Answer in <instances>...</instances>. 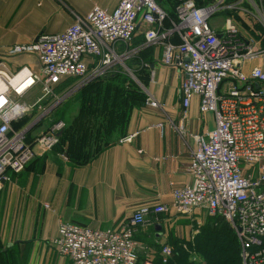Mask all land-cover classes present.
Returning <instances> with one entry per match:
<instances>
[{"label": "built area", "instance_id": "2783aa9c", "mask_svg": "<svg viewBox=\"0 0 264 264\" xmlns=\"http://www.w3.org/2000/svg\"><path fill=\"white\" fill-rule=\"evenodd\" d=\"M174 1L171 15L158 0H120L111 11L94 5L84 17L75 15L74 22L61 32L0 45V193L12 181L11 174L22 171L34 158L35 146L51 150L65 126L58 120L29 139L28 126L15 129L14 125L33 107L39 117L47 115L59 103L55 89L65 78L89 81L120 63L127 68L122 60L134 51L129 46L139 20L148 24L140 47L161 46V63L181 73L182 106L186 109L197 96L199 111L214 116V127L195 136L196 147L187 167L189 182L172 189L169 204L142 206L116 227L59 222L53 244L71 264H136L138 228L148 217L158 223L160 215L170 209L184 215L200 209L223 219L236 235L242 264H264V71L254 66L249 73L243 72V62L257 53L238 39L233 26L221 36L210 26L208 19L216 5ZM165 20L169 28L164 27ZM25 54L36 58L38 70L26 65L14 72L5 68L6 58ZM22 72L23 77L16 79ZM27 78L31 85L19 91ZM37 86L40 95L28 104L25 98ZM147 103L161 106L152 95ZM172 127L182 139L187 136L183 125ZM132 137L126 135L120 141L130 142ZM161 252L165 260L170 246L164 245Z\"/></svg>", "mask_w": 264, "mask_h": 264}, {"label": "crops", "instance_id": "0c3cea01", "mask_svg": "<svg viewBox=\"0 0 264 264\" xmlns=\"http://www.w3.org/2000/svg\"><path fill=\"white\" fill-rule=\"evenodd\" d=\"M119 2L0 0V45L6 47L30 42L40 33L61 32L74 22L75 15L84 17L94 5L111 11ZM158 3L169 14L173 13L171 1L158 0ZM199 5L217 6L208 19L217 34L221 36L228 26H233L238 39L256 51V57L243 62V72L249 73L254 66H261L264 71V0H206ZM169 26V21L165 20L164 27ZM147 27V23L139 20L130 46L141 51L153 72L148 90L164 104V110L144 108L134 111L126 134L118 138L121 140L133 134L131 141L118 140L110 144L84 165L71 164L64 155L54 152V148L43 151L35 146V156L25 171L11 174L12 181L17 178L1 202L4 204L0 264H71L53 244L60 221L91 228L116 227L142 206L158 202L169 204L172 189L189 182L187 167L191 150L196 147L195 136L214 127V116L199 111L197 96L186 109L182 106L179 93L181 73L175 67L161 63V46L140 47ZM172 40L178 42L175 36ZM24 65L34 70L39 67L32 55H17L5 61L9 72ZM75 115L69 112L54 119L51 114L43 119L37 116L28 126V135L32 139L44 132L46 128L40 133L31 129L44 120L48 121L49 128L58 120L67 124ZM173 124L185 127L187 136L184 139L172 127ZM21 174L25 177L24 182L20 179ZM201 212L208 216L200 209L190 215L170 209L160 215L161 221H165L160 230L155 227L162 223L151 222L148 217V222L135 234L138 244L136 264L150 263L161 249V246L154 249L145 238L150 239L148 234L152 229L158 242H164L168 234L166 223L197 217Z\"/></svg>", "mask_w": 264, "mask_h": 264}, {"label": "trees", "instance_id": "16d2710c", "mask_svg": "<svg viewBox=\"0 0 264 264\" xmlns=\"http://www.w3.org/2000/svg\"><path fill=\"white\" fill-rule=\"evenodd\" d=\"M169 1L174 8L175 1ZM204 2L200 0L197 4ZM65 79L56 86L58 91L71 81ZM124 79L122 68L118 67L102 77L91 80L81 89L80 94L84 100L81 99L80 110L59 132L58 143L53 147L54 152L64 155L71 164L84 165L97 153L117 141L118 138H115L114 134L125 135L131 110L134 106H140L143 95L132 82L130 87H125ZM101 87L106 91L113 90L112 97L108 99L100 97L98 91L92 98L90 91H97ZM85 96L87 98H84ZM187 243L190 250L203 256L205 264H242L236 235L221 218L207 216V223L193 236L192 241L187 240ZM171 247L174 248L172 242ZM186 255L183 251L169 259L167 264H174L176 260L180 262ZM160 259V256L153 257L150 264H162Z\"/></svg>", "mask_w": 264, "mask_h": 264}, {"label": "rangeland", "instance_id": "374dc122", "mask_svg": "<svg viewBox=\"0 0 264 264\" xmlns=\"http://www.w3.org/2000/svg\"><path fill=\"white\" fill-rule=\"evenodd\" d=\"M129 47H130V49H132L134 51L130 54V57L128 59H125V61L122 60L123 62H125V65H126L127 68L124 67V65H123L124 63L123 64L120 63L116 67L117 68L118 67L122 68V73L125 76V79H124L125 87H127V88L130 87V83L132 82L139 89V93L143 95V99L141 100V102L139 104L140 106H138V107L134 106L132 108L131 112L133 113L134 111H140V110H142L144 108H152V109H158V110L163 111L164 110L163 109L164 108V104L162 102H160L156 98V96H154L148 90V83L151 80H153V77H154L153 72H151V70L149 69V66L144 61V59H143L144 57L142 56L141 51L133 49L132 46H129ZM125 48H128V45ZM67 79H71V81L68 83V85H65L64 88H61V91H58L57 89H55V93L58 95V97H61V98L59 100V103H57L56 106L51 108L50 111L48 112V114L52 115L53 119L62 117V116L66 115L69 112L77 114L79 112V110H80V107H81V99L84 100L82 98V95L80 94V92L82 91L81 89L87 83H89L91 81V80H89V81L81 80L79 77L78 78L77 77H69ZM67 79H65V80H67ZM133 90L134 89H132L131 92H133ZM98 91H100L98 93V96H100V97H107V99L109 97H112V93H113L112 91L113 90L108 89L106 91V89L102 88V87L97 89V91L96 90H91L90 91L91 97L95 96ZM61 94H63V95H61ZM39 95H40V90H39V88L37 86V87H35V89L32 92V94L28 95V98H25V100H26V102L28 104H32ZM148 95H152L158 101V103L161 106H159L157 108L150 106L147 103ZM116 96H117V94H116ZM84 98H87V97L85 96ZM88 98H89V96H88ZM49 105L50 104H47L46 107H49ZM132 113L130 114V117L128 119L127 126L125 127V132H127V130H128V126H129V123H130V120H131ZM39 114H40V112H38L36 110V108L33 107L26 114L24 119H22L21 121H19L18 123H16L14 125V128L15 129H19V128H22V127H25V126H29L30 122H32ZM47 115H45V116H47ZM40 118H42V116ZM48 124H49L48 121L44 120L39 126H37L36 128H35V126H33L31 129L33 130V132L40 133L45 128H46L45 131L48 129L47 128ZM28 130H27V135H28ZM113 136H115V138H119L120 139V137H122L123 135L120 136L119 134H114ZM28 138L30 139L29 135H28ZM119 139H117V141ZM24 169L21 172L25 171ZM256 170H257V165H255V167L253 169V174H256ZM21 172H19V174ZM15 179H13V181L5 184L2 192L0 193V232L3 230V226L1 225V222H2V208H3L2 206L4 204V203L1 204V202L4 199L3 197L6 195L8 189L10 191L11 187L14 185L13 183L15 182ZM20 179L23 180L22 182H24L25 177L22 175L20 177ZM158 222L162 223L160 225L165 224V221L164 220L161 221V218H159ZM206 223H207V217H206L204 212H201L200 215H198L197 217L191 216V217H189L187 219L173 220V221H169V223H166V225L168 226V232H167L168 234H167V239L164 242H158L159 239L157 237L155 238V236L152 235L153 229L150 231L151 234H148L150 239L147 238V237H145V238L150 241L148 243L151 244V246L154 247V249H156L158 246H159L158 248H160V246L162 248L164 245L170 246L171 253H170L169 256H167L165 258V260L163 259V255H162L161 249L159 250V253H157L158 250L156 249L157 252L154 254V257H159L160 256L161 257V259H160L161 262L160 263H162V264H167L169 259H172L173 257L178 256L183 251H185L186 254H187L185 259L181 260L180 262L178 260H176L174 262V264H205L206 260L203 258V256L199 255V253H196L193 250H190L189 244L187 243V240H191L192 241L193 236L196 233H198V231ZM171 225H173V226L171 227ZM194 230L196 231L195 233L193 232ZM170 233H172V234H170ZM174 233H175V235H174ZM170 242H172V244L174 245V248L171 247V243ZM0 245H2L1 236H0Z\"/></svg>", "mask_w": 264, "mask_h": 264}, {"label": "bare ground", "instance_id": "6f19581e", "mask_svg": "<svg viewBox=\"0 0 264 264\" xmlns=\"http://www.w3.org/2000/svg\"><path fill=\"white\" fill-rule=\"evenodd\" d=\"M24 74L25 72H22L21 74L18 75L16 79L22 78ZM31 83H32V80L30 78H27L22 84L18 86L19 91L25 89L27 86L31 85ZM0 87H1V84H0ZM2 101H3V98L0 99V102Z\"/></svg>", "mask_w": 264, "mask_h": 264}, {"label": "water", "instance_id": "95a60500", "mask_svg": "<svg viewBox=\"0 0 264 264\" xmlns=\"http://www.w3.org/2000/svg\"><path fill=\"white\" fill-rule=\"evenodd\" d=\"M219 36H220V35H219ZM33 124H34V123H33ZM155 229H156V230H160V229H161V225H159V224L156 225Z\"/></svg>", "mask_w": 264, "mask_h": 264}]
</instances>
